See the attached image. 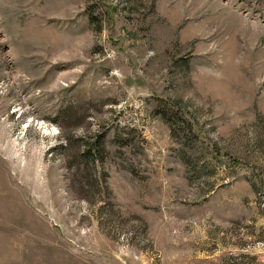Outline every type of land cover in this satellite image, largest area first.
Instances as JSON below:
<instances>
[{"label": "rangeland", "instance_id": "1", "mask_svg": "<svg viewBox=\"0 0 264 264\" xmlns=\"http://www.w3.org/2000/svg\"><path fill=\"white\" fill-rule=\"evenodd\" d=\"M0 264H264V0H0Z\"/></svg>", "mask_w": 264, "mask_h": 264}]
</instances>
